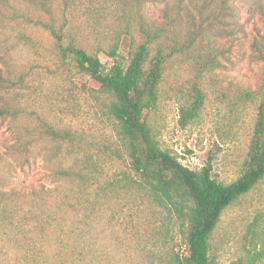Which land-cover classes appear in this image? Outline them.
Segmentation results:
<instances>
[{
    "label": "trees",
    "instance_id": "16d2710c",
    "mask_svg": "<svg viewBox=\"0 0 264 264\" xmlns=\"http://www.w3.org/2000/svg\"><path fill=\"white\" fill-rule=\"evenodd\" d=\"M72 1L0 0V25L17 29L16 39L33 48L38 41L28 29L43 30L52 39L45 49L51 58L99 85L91 89L106 104L112 134L95 147L81 130L41 120L39 132L26 128L29 138L16 135L11 149L26 161L32 154H17L19 149L28 150L40 137L50 143L44 160L51 184L31 189L30 201L16 207L5 196L0 220H16L30 264H218L211 238L223 212L264 179V109L241 174L228 183L214 177L212 156L195 170L163 148L148 114L158 105L166 70L178 58L193 69L182 91L180 124L200 115L201 84L222 66L212 36L222 34L220 16L234 13V3L205 0L198 19L188 10L181 16L183 0H178L164 8L159 21L143 11L142 1L126 9V0H120L117 27L105 47L101 41L82 44L83 29L66 13ZM15 47L3 51L8 71L0 67V90L11 94L0 106V120L22 113L14 94L25 79L15 78L9 63ZM101 53L114 58L108 70ZM147 206L154 210L151 222H145Z\"/></svg>",
    "mask_w": 264,
    "mask_h": 264
},
{
    "label": "rangeland",
    "instance_id": "374dc122",
    "mask_svg": "<svg viewBox=\"0 0 264 264\" xmlns=\"http://www.w3.org/2000/svg\"><path fill=\"white\" fill-rule=\"evenodd\" d=\"M140 1L143 11L159 21L164 20L165 7L172 9L179 2ZM204 1L183 0L181 16L186 17L188 10L199 19L198 6ZM232 3L234 13L220 14L222 34L212 36L222 66L214 69L201 84L205 99L200 115L186 126L180 124L182 91L188 86L193 69L191 62H179L178 58L166 70L158 105L148 114L163 148L195 170L212 156L213 175L224 183L241 174L260 108L264 109V0H232ZM120 4V0L72 1L66 13L71 23L83 29V45L92 46L98 41L105 47L109 45L117 27L114 14L118 15ZM125 4L128 9L135 0H126ZM209 13L207 10L203 15ZM28 30L38 41L36 48L19 42L17 29L0 27V67L6 74L3 51L16 46L10 51L9 63L14 77L25 79L17 85L14 94L18 95L16 103L22 113L14 120H0V207L5 196H11L9 202L16 207L22 201H30L32 196H27V192L31 189L51 184L50 167L44 160L51 146L46 139L40 137L28 150H18L17 154L30 152L29 161L11 149L16 135L29 138L26 128L39 132L41 120L71 125L81 130L95 147L112 134L104 115L106 104L91 89L99 85L71 66H61L57 58H51L45 49L52 39L43 30ZM123 39L128 41V37ZM100 59L107 70L114 64V58L104 53ZM10 94L0 90V106ZM153 212L147 206L145 222H151ZM0 223V264H30L25 258L28 254L22 246L25 239L19 235L16 220L1 219ZM147 227L143 225L142 229ZM211 243L218 264H264V179L227 207Z\"/></svg>",
    "mask_w": 264,
    "mask_h": 264
}]
</instances>
